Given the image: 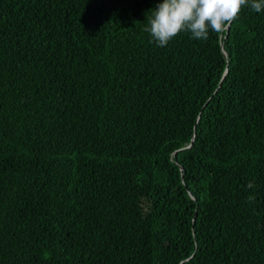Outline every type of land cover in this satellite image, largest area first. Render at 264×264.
<instances>
[{
	"label": "trees",
	"instance_id": "1",
	"mask_svg": "<svg viewBox=\"0 0 264 264\" xmlns=\"http://www.w3.org/2000/svg\"><path fill=\"white\" fill-rule=\"evenodd\" d=\"M158 2L0 0V264H264V11Z\"/></svg>",
	"mask_w": 264,
	"mask_h": 264
},
{
	"label": "clouds",
	"instance_id": "2",
	"mask_svg": "<svg viewBox=\"0 0 264 264\" xmlns=\"http://www.w3.org/2000/svg\"><path fill=\"white\" fill-rule=\"evenodd\" d=\"M264 11V0H159L148 12L142 31L157 47H166L178 34L187 33L194 40H207L209 32L221 33L238 17L243 8ZM247 187H255L249 182ZM254 202L255 197L249 196Z\"/></svg>",
	"mask_w": 264,
	"mask_h": 264
},
{
	"label": "water",
	"instance_id": "3",
	"mask_svg": "<svg viewBox=\"0 0 264 264\" xmlns=\"http://www.w3.org/2000/svg\"><path fill=\"white\" fill-rule=\"evenodd\" d=\"M226 35H227V29L226 30H224V38H226ZM222 80H224V78L222 79ZM223 82V81H222ZM191 145V144H190ZM190 145H189V147H190ZM188 147V148H189Z\"/></svg>",
	"mask_w": 264,
	"mask_h": 264
}]
</instances>
